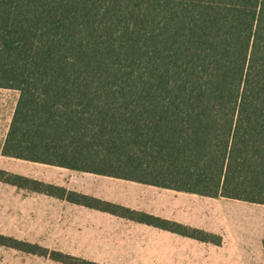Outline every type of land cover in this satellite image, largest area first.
<instances>
[{"label": "trees", "instance_id": "obj_1", "mask_svg": "<svg viewBox=\"0 0 264 264\" xmlns=\"http://www.w3.org/2000/svg\"><path fill=\"white\" fill-rule=\"evenodd\" d=\"M0 89L19 93L5 157L264 205V0H0ZM0 182L220 244L1 169Z\"/></svg>", "mask_w": 264, "mask_h": 264}, {"label": "crops", "instance_id": "obj_2", "mask_svg": "<svg viewBox=\"0 0 264 264\" xmlns=\"http://www.w3.org/2000/svg\"><path fill=\"white\" fill-rule=\"evenodd\" d=\"M4 143L1 170L202 230L220 244L0 182V219L11 221L10 229L0 231L2 236L98 264H264V205L8 158L2 155ZM231 202L240 211L234 227L222 213L223 203ZM0 252V264H15L20 254L42 258L40 264H61L1 244Z\"/></svg>", "mask_w": 264, "mask_h": 264}, {"label": "rangeland", "instance_id": "obj_3", "mask_svg": "<svg viewBox=\"0 0 264 264\" xmlns=\"http://www.w3.org/2000/svg\"><path fill=\"white\" fill-rule=\"evenodd\" d=\"M18 99H19L18 92L14 90L0 89V147L5 142L18 103ZM213 203L215 204V202ZM231 203L232 204L223 203L222 213L224 214V216H227L229 218V222H230L229 224L233 226V223L238 219V214L240 211H237L236 207L233 206L234 205L233 203L236 202H231ZM10 228H11V221H4L0 219V231H6V229H10ZM1 254L2 253L0 252V255ZM20 257H21L20 260L15 259V264H36V262H32L34 260H37V264H40V259H42L27 254H20ZM10 262L11 261L8 260L7 264H10ZM41 264H48V263L46 261L41 260ZM49 264L52 263L49 262Z\"/></svg>", "mask_w": 264, "mask_h": 264}]
</instances>
